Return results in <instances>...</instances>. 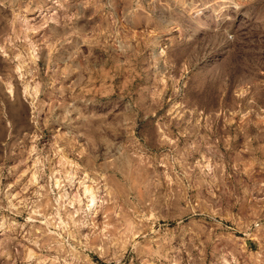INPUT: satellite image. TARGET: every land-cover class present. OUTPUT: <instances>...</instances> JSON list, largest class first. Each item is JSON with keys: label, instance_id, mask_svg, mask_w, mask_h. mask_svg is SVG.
Instances as JSON below:
<instances>
[{"label": "rangeland", "instance_id": "374dc122", "mask_svg": "<svg viewBox=\"0 0 264 264\" xmlns=\"http://www.w3.org/2000/svg\"><path fill=\"white\" fill-rule=\"evenodd\" d=\"M0 264H264V0H0Z\"/></svg>", "mask_w": 264, "mask_h": 264}]
</instances>
